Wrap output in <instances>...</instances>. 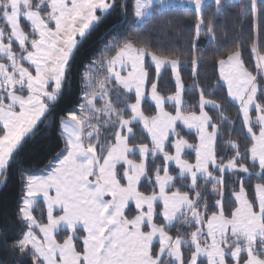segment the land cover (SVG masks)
<instances>
[{
  "label": "snow or ice",
  "instance_id": "obj_1",
  "mask_svg": "<svg viewBox=\"0 0 264 264\" xmlns=\"http://www.w3.org/2000/svg\"><path fill=\"white\" fill-rule=\"evenodd\" d=\"M117 8L126 18L127 0H0V186L13 166L21 182L15 221L0 214V264H264V0H134L140 26L187 16V47L114 36L79 71L78 102L58 110L80 44ZM169 69L175 91L162 95ZM219 87L239 129L205 96ZM45 121L62 147L39 167L20 154Z\"/></svg>",
  "mask_w": 264,
  "mask_h": 264
},
{
  "label": "trees",
  "instance_id": "obj_2",
  "mask_svg": "<svg viewBox=\"0 0 264 264\" xmlns=\"http://www.w3.org/2000/svg\"><path fill=\"white\" fill-rule=\"evenodd\" d=\"M121 0H118L120 3ZM134 0H127L128 4V13L125 18L123 13L120 12L119 8L112 10L102 22L94 27L87 36V38L80 44L78 51L76 52V61L74 63L73 79L70 82V86H66L64 95L61 98L57 109L70 108L74 103L78 102V97L81 93V81L79 76V71L83 69V66L90 62V57H95L99 59L101 57V51L104 49V45L108 43L112 37L119 36V38H129V33H138L141 40L150 39L154 45V50L158 52L161 49L164 50L165 54H169L171 49H176L174 52L175 55H181V48H186L187 43L186 39L182 37V33L186 32L190 28V19L187 16H181L179 11H172L165 13L164 17L154 15L147 22V26H140L133 23V13H132V4ZM211 11V9H209ZM165 18L172 19L171 26H165L163 21ZM168 27H171L172 30L169 31ZM231 28V24L229 25ZM220 35V33H218ZM135 39V35L132 36ZM245 39H247V33H245ZM200 46L202 48L207 47V38L202 37L200 41ZM114 52H109L108 55H113ZM207 56L211 57L212 52L209 49ZM184 58L183 56L181 57ZM246 61L248 60L247 54L245 55ZM250 66V65H249ZM105 75L103 71L99 73V76L102 77ZM217 70L211 63L210 59L205 60L202 66L199 69V82L202 87L205 89H211L212 85L216 82ZM181 76L186 85L192 83L191 78V68L190 66L181 67ZM160 90L162 95H171L175 91L174 81L171 78L170 69L163 73ZM207 99L215 100L217 103L223 106V113L229 119L236 122L235 127L239 129L240 124L237 119V107L234 103L230 102L229 98L226 97V89L219 87L212 91L205 93ZM185 99L189 103L195 102L197 99V93H187ZM98 106L102 104V101H97ZM117 107H122V105H116ZM149 105H145V108H149ZM166 108L171 111L172 108L170 105H166ZM206 111L214 117L216 120L219 116V113L215 109L206 108ZM58 114L63 115L64 113ZM146 114H151L150 112ZM183 131V129L181 128ZM139 137V132L137 133ZM186 138H191L187 136ZM227 137H224L226 139ZM233 139L236 138V135L233 134ZM137 143L140 142L139 139L136 140ZM147 142V141H145ZM62 147V141L59 138L56 126H48V122L42 123L39 125L36 130V134L30 137L21 151V156L27 162L42 167L48 160L59 151ZM221 151L224 149L221 148ZM191 158V157H187ZM159 163V160L157 161ZM174 168V166H172ZM0 180H3V177H0ZM255 181H253L254 183ZM209 189L213 185H208ZM21 194V182L19 173L16 171L15 166L9 171L7 176V183L0 186V214H6L7 217L15 221L13 215V210L16 207L17 201L19 200ZM42 206V205H41ZM134 210V206H132ZM35 215L39 216L40 211L37 209ZM46 222V221H45ZM18 225L14 224L8 232V240L10 241L12 237L18 230ZM175 231V229H173ZM64 235L63 232L60 233L58 238H61ZM10 253L4 243L0 241V260H8Z\"/></svg>",
  "mask_w": 264,
  "mask_h": 264
},
{
  "label": "crops",
  "instance_id": "obj_3",
  "mask_svg": "<svg viewBox=\"0 0 264 264\" xmlns=\"http://www.w3.org/2000/svg\"><path fill=\"white\" fill-rule=\"evenodd\" d=\"M174 166V165H173ZM175 167V166H174ZM134 206V205H133Z\"/></svg>",
  "mask_w": 264,
  "mask_h": 264
},
{
  "label": "rangeland",
  "instance_id": "obj_4",
  "mask_svg": "<svg viewBox=\"0 0 264 264\" xmlns=\"http://www.w3.org/2000/svg\"><path fill=\"white\" fill-rule=\"evenodd\" d=\"M230 100V99H229Z\"/></svg>",
  "mask_w": 264,
  "mask_h": 264
}]
</instances>
